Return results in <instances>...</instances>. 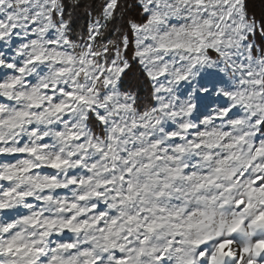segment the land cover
Wrapping results in <instances>:
<instances>
[{"label":"snow or ice","instance_id":"1","mask_svg":"<svg viewBox=\"0 0 264 264\" xmlns=\"http://www.w3.org/2000/svg\"><path fill=\"white\" fill-rule=\"evenodd\" d=\"M0 264H264V0H0Z\"/></svg>","mask_w":264,"mask_h":264}]
</instances>
